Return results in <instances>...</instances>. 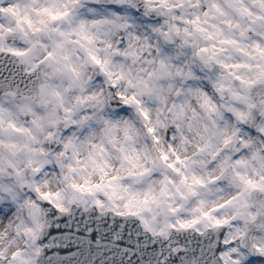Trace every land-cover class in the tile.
Here are the masks:
<instances>
[{"label": "snow or ice", "instance_id": "6c2138e0", "mask_svg": "<svg viewBox=\"0 0 264 264\" xmlns=\"http://www.w3.org/2000/svg\"><path fill=\"white\" fill-rule=\"evenodd\" d=\"M0 264H264V0H0Z\"/></svg>", "mask_w": 264, "mask_h": 264}]
</instances>
